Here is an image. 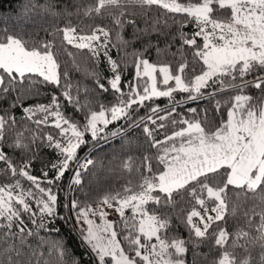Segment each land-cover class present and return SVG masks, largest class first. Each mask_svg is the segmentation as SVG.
<instances>
[{
	"label": "snow or ice",
	"instance_id": "snow-or-ice-1",
	"mask_svg": "<svg viewBox=\"0 0 264 264\" xmlns=\"http://www.w3.org/2000/svg\"><path fill=\"white\" fill-rule=\"evenodd\" d=\"M73 7L75 12L57 11L50 0H28L21 15L35 31L9 29L6 22L0 28V101L15 96L0 109V264H80L62 239L41 235L59 233L53 222L60 220L94 264H189L190 251V264H264V0H92ZM189 23L191 34L184 30ZM126 26L133 28L132 40L122 35ZM153 35L155 43L148 39L142 50L127 51L134 40ZM102 58L111 76L96 71ZM129 64L134 74L125 81ZM73 72H83L95 87L74 83ZM49 86L59 91L47 103L24 106ZM96 88L111 90L113 101L102 102ZM226 93L229 99H217ZM160 98L167 99L164 107L154 103ZM203 100L214 101L218 122L208 108L179 111ZM69 106L83 114L81 120ZM146 107V115H136ZM121 120L126 127L109 130ZM140 127L148 143L142 155L114 157L107 166L78 155L82 146L123 140L127 129ZM41 147L59 157L50 165L54 177L47 170L31 172ZM125 150H133L131 141ZM71 162L78 167L70 191L83 188L84 174L95 169L119 168L135 177L105 191L95 207L71 199L65 216L58 182ZM113 212L117 221L108 219ZM229 216L245 226L229 231ZM177 224L187 229V239L176 233ZM204 244L215 250L211 259L198 251Z\"/></svg>",
	"mask_w": 264,
	"mask_h": 264
},
{
	"label": "trees",
	"instance_id": "trees-1",
	"mask_svg": "<svg viewBox=\"0 0 264 264\" xmlns=\"http://www.w3.org/2000/svg\"><path fill=\"white\" fill-rule=\"evenodd\" d=\"M28 0H0V28H3L5 26V22L7 23V27L9 29H12L15 26L16 31H20L21 29L24 30L25 33L34 32L35 29L33 27V22L31 19H27L24 16L21 15L23 6L26 4ZM40 3H45L46 0H39ZM52 4L55 5L56 10L60 11L62 9H67L69 11L75 12V8L73 7L74 4H84L87 5L88 3H91L92 0H50ZM137 18H139L140 9L136 8L134 9ZM35 15V14H33ZM72 20L74 23H77V18L74 15L72 17ZM20 21V23H18ZM42 21H37V23H41ZM85 23H92L91 20H88L87 18H84ZM99 22V20H97ZM60 26H63V19H59L56 21ZM105 23H107V20H105ZM138 27H143V23L139 22ZM186 32L191 34V32L194 30L191 23L184 29ZM172 31L174 32L175 29L173 28ZM122 35L126 40H132L133 39V28L131 26H126V28L123 30ZM40 36L43 37L44 33L40 32ZM27 38V36H25ZM148 39H151L153 43L156 42V36L153 35L151 37H147L144 39L134 40L132 43V46L127 49L128 52H132L133 49H139L142 50L144 45L147 44ZM180 41L177 39L176 44L172 47L171 51L175 52L176 47L179 46ZM165 46L164 38H160L159 47L163 48ZM72 51H76L75 49H71ZM149 58L155 62L157 59V54L155 48H151L149 50ZM111 55L113 58H117V51L116 49H113L111 52ZM63 59H68L67 57H64ZM171 59V57H169ZM63 62V60H62ZM122 68H124V65H121ZM96 71L100 74V76L107 77L111 76L110 68L106 61L101 59L99 65L96 67ZM134 74V66L132 64H129L127 68L124 70V76L123 79L125 81L130 80ZM73 82L79 81L82 84H87L89 88H94L95 85L93 84V81L90 80L85 76L83 72H73L72 74ZM102 82L106 83V80L102 79ZM58 89H55L53 87H44L42 89L41 95L36 97H29L24 100V106H28L31 104H35L37 102L41 103H47L51 99V94L53 92L58 93ZM97 95L104 103H111L113 101V94L111 90L107 93L101 92L98 88L95 89ZM250 94L253 96H258L259 92L255 89H249ZM15 96L13 95L10 98H5L4 100L0 101V109L7 108L10 102V99H14ZM179 98V96L177 97ZM62 99V97H61ZM217 99L227 100L229 99V94H224L223 96H218ZM147 105L152 106L153 102L146 101ZM154 103L159 104L161 107H164L167 104L166 98H160L156 100ZM208 105V106H207ZM214 101L209 102L208 100H203L198 103H191L186 104L183 106V108H180L179 111L182 113H185L187 115H191L187 113L188 107H197V108H208V116L213 117L215 116V120L218 122L222 117L215 113V109L213 107ZM68 111L73 116V118L77 120L82 119V113H78L74 111L71 106H69ZM16 119L19 121L21 117L23 116L22 110L20 107H17L13 110ZM148 112V108H142L139 110V112L136 114L137 116H144ZM203 115V113H201ZM223 118H226V114ZM120 125H125L126 122L121 120L118 122L113 123L112 125H109V130L118 127ZM171 126L168 127L167 131L171 132ZM163 133L161 135L157 136V138H162ZM88 138L90 139V134L88 135ZM127 141L132 142L133 150L131 152H122V146L126 145ZM137 148L140 150L137 151ZM148 150V143L146 142V138L143 134L142 127L140 128H129L127 129V134L125 135L124 139H120L119 137H116L114 139H110L108 143H104L101 141L98 145L93 147V143H89L86 146H82L78 150V155L81 158L89 157L94 160H100L102 161L106 166L109 165L110 162H113L114 157H121L126 154H131L135 156H139L143 154V151ZM6 152H10V149L5 147ZM155 153V150H150V154ZM59 159L56 152L52 149L41 147L38 150L37 159L33 162L31 172L33 175L36 176H42V171L47 170L49 172V178L54 177L55 171L51 169L50 165L52 162ZM119 159L115 160V164H119ZM78 167V164L76 162H71L70 169L65 173L64 177L61 181L58 182V198H59V213L61 215H69L67 209L64 207L65 204H67L71 199L76 198L80 200L82 203L84 202H91L93 203V206H95V200L104 194L105 191H108L110 189H121L122 186L127 182L129 178H134V173H128L127 171L120 170L117 168L115 171H108V170H91L89 172H86L84 174V186L83 188H80L79 186H76L74 190H69L70 186V180L71 177L74 174V170ZM99 177V178H98ZM24 186L28 187V182H24ZM57 189L54 187V191ZM211 206V205H209ZM185 207H189L186 205ZM126 214L130 215V210H126ZM110 218L112 221H117L119 219L118 215L113 213L110 215ZM256 223L258 224V217H254ZM55 223L56 228L61 229L59 233L53 232L50 235L46 233H41V235H46L49 240L53 239H62L63 242L67 245L69 252L71 255L77 259L80 264H94L93 257L90 253L86 251V249L81 245L79 237L76 233L72 232L70 230L69 224L64 221L60 220ZM227 228L229 231H234L235 229L239 227H244V221L242 218H236L229 216ZM176 233L180 235L182 238L187 239L188 237V231L186 228H184L182 225L177 224ZM201 253H208L209 259H211V256L215 254V250L213 249L210 252V245L204 244L201 245L200 249H198ZM191 251L188 253V260L189 264L191 262Z\"/></svg>",
	"mask_w": 264,
	"mask_h": 264
},
{
	"label": "rangeland",
	"instance_id": "rangeland-1",
	"mask_svg": "<svg viewBox=\"0 0 264 264\" xmlns=\"http://www.w3.org/2000/svg\"><path fill=\"white\" fill-rule=\"evenodd\" d=\"M93 207H95V206H93ZM113 213H114V212H113ZM108 219H109V220H111L110 216L108 217ZM97 223H99V220H98V218H97Z\"/></svg>",
	"mask_w": 264,
	"mask_h": 264
},
{
	"label": "bare ground",
	"instance_id": "bare-ground-1",
	"mask_svg": "<svg viewBox=\"0 0 264 264\" xmlns=\"http://www.w3.org/2000/svg\"><path fill=\"white\" fill-rule=\"evenodd\" d=\"M208 106V105H207Z\"/></svg>",
	"mask_w": 264,
	"mask_h": 264
}]
</instances>
